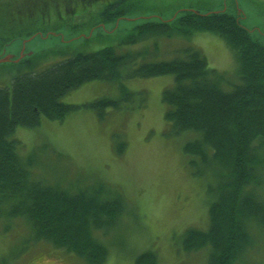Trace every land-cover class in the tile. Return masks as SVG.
I'll return each mask as SVG.
<instances>
[{"label":"trees","instance_id":"16d2710c","mask_svg":"<svg viewBox=\"0 0 264 264\" xmlns=\"http://www.w3.org/2000/svg\"><path fill=\"white\" fill-rule=\"evenodd\" d=\"M55 1L58 11L69 17L101 4L92 14L93 23L89 19L90 29L126 19L130 30L123 42L134 45L154 37L150 54L159 49L160 37L181 34L190 38L198 32H214L233 52L239 80L225 90L220 84L222 73L193 45L182 46L180 54L169 60L149 56V46L126 50L120 43L74 52L44 70H39L38 53L20 59L25 67L16 69L8 84L0 85V209L5 203L3 210L8 215L26 216L36 239L73 251L87 264H103L108 247L95 232L117 224L124 211L123 199L109 196L102 182L76 191L44 183L33 176V161L21 158L17 139L9 136L18 126L39 125L42 115L64 119L81 105L62 102L61 97L85 82L119 81L118 98L82 104L102 116L107 106L118 108L124 100L134 98L135 93L125 88L121 78L172 74L174 83L162 93L164 117L173 135L195 131L183 150L193 156V175L207 176L210 194L208 227H189L182 235V249L207 248L206 264H256L246 252L253 247L257 231L264 230V35L244 25L238 12L225 9L181 10L169 20L155 15L130 19L138 7L132 0ZM61 20L60 15V27L69 24ZM69 25L81 28L74 22ZM4 48L0 44V54ZM156 258L147 249L135 262L157 264Z\"/></svg>","mask_w":264,"mask_h":264},{"label":"rangeland","instance_id":"374dc122","mask_svg":"<svg viewBox=\"0 0 264 264\" xmlns=\"http://www.w3.org/2000/svg\"><path fill=\"white\" fill-rule=\"evenodd\" d=\"M132 1L138 4L133 15L163 19L187 9L238 12L244 25L264 35V0ZM99 5L71 17L70 22L82 29L62 26L54 34L28 41V32L15 33L17 39L3 49L5 55L25 52L22 58H29L38 53L39 70H44L74 52L94 51L105 45L120 43L126 50L149 46L147 52L153 50L154 37L134 45L123 42L130 30L127 20L114 30V23L90 29L88 24L93 23L92 14ZM4 27L0 24L1 29ZM4 36L5 33L0 40H5ZM157 43L159 49L149 56L157 54V58L169 60L180 54L182 46L193 45L204 53L212 68L222 73L224 79L220 84L225 90L239 80L233 52L214 32L202 31L190 38L181 34L160 37ZM20 67H25L20 60L0 64V85L8 84L12 73ZM120 80L135 93L132 100H122L121 107L107 106L100 116L98 110L83 106L98 98H118L121 93L118 80L85 82L61 97L62 102L81 105L64 119L42 115L39 125L18 126L9 137L17 139L21 158L33 161L32 174L44 183L76 191L102 182L109 196L123 199L124 211L117 224L95 232L108 247L103 264H136V256L147 249L155 252L157 264H206L207 248L190 252L182 249V235L189 227H208L210 194L207 176L193 175V156L183 150L185 143L195 137V131L173 135L164 117L162 93L174 83V75ZM261 191L264 197V186ZM5 207L3 203L0 209V264H87L73 251L44 238L36 239L28 218L10 216L3 210ZM246 257L251 263L264 264V230L257 231Z\"/></svg>","mask_w":264,"mask_h":264},{"label":"flooded vegetation","instance_id":"af4514ba","mask_svg":"<svg viewBox=\"0 0 264 264\" xmlns=\"http://www.w3.org/2000/svg\"><path fill=\"white\" fill-rule=\"evenodd\" d=\"M0 13L5 19L2 22L0 16V24L5 26L4 29L0 28V36L5 33V40H0L3 45L15 41L17 32H28L26 37L54 34L60 27V15L61 21L68 23L72 17L64 15L63 11L59 12L55 0H0Z\"/></svg>","mask_w":264,"mask_h":264},{"label":"water","instance_id":"95a60500","mask_svg":"<svg viewBox=\"0 0 264 264\" xmlns=\"http://www.w3.org/2000/svg\"><path fill=\"white\" fill-rule=\"evenodd\" d=\"M177 14H179V13H177ZM177 14H175L174 16H176ZM138 16H145V15H141V14H136V15H133V16H131V17H129L130 19L131 18H136V17H138ZM174 16H172V17H170V18H173ZM169 18V19H170ZM126 20V19H125ZM124 20V21H125ZM164 20H167V19H164ZM122 22H123V20H120V19H118L117 21H116V26L115 27H118L119 25H121L122 24ZM34 37V35H32V36H29L27 39H25L26 41H28V39H31V38H33ZM24 40V41H25ZM10 43H12V42H8V44L7 45H9ZM7 45L5 46V47H7ZM29 53H31L32 54V52H29ZM35 53V52H34ZM25 55V52H23L22 54H20V55H18L17 56V58L15 57V55L14 54H7V55H5V53H4V50H3V52H1V54H0V64H2V63H8V61H19V59L20 58H22L23 56Z\"/></svg>","mask_w":264,"mask_h":264}]
</instances>
